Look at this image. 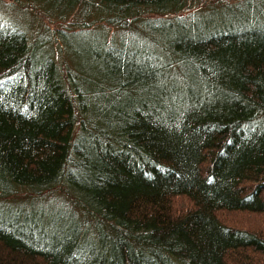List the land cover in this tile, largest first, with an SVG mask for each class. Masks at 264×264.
Returning a JSON list of instances; mask_svg holds the SVG:
<instances>
[{"label": "trees", "instance_id": "trees-1", "mask_svg": "<svg viewBox=\"0 0 264 264\" xmlns=\"http://www.w3.org/2000/svg\"><path fill=\"white\" fill-rule=\"evenodd\" d=\"M0 264H264V0H0Z\"/></svg>", "mask_w": 264, "mask_h": 264}]
</instances>
